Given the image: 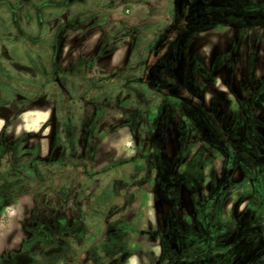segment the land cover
Listing matches in <instances>:
<instances>
[{
    "label": "flooded vegetation",
    "instance_id": "af4514ba",
    "mask_svg": "<svg viewBox=\"0 0 264 264\" xmlns=\"http://www.w3.org/2000/svg\"><path fill=\"white\" fill-rule=\"evenodd\" d=\"M170 1L175 4L176 10L167 16V25L157 31L151 30L154 34L152 39L146 38L142 29L136 31L139 41L134 51L128 41L129 35L124 33L122 27L105 31L108 38L103 44L95 41L87 45L85 42L91 38L90 35L66 64L62 62L60 53L64 45L56 44L51 75L41 79V92H48L45 83H55L60 99L57 111L65 108L66 96L76 98V104L70 111H63L64 114L72 112V117H64L62 123L56 126L63 131L57 139L60 147L57 156L51 161L40 154L31 160L22 159L16 164V174H23V168L29 166L42 175L50 169V165L63 164L64 153L62 159H59V154L65 146H89V155L96 156L97 147L111 141L113 130L121 132L127 126L141 123L142 130H151L154 126L157 131L166 114L176 112L175 108H184L185 119L187 115L192 118L193 109L199 110L208 120L204 126L196 124L201 126L195 128L201 129L202 144L198 147L196 142L199 140L188 136L193 130V123L184 122L181 125V130L186 133L184 138L176 133L174 138L176 128L170 127L164 137L158 130L157 134L151 136V141L147 132L138 138L139 152H144L145 147L149 146L145 158L148 162L146 173L148 177L152 175L151 186L155 190V198L164 199L169 205L168 217L154 228H149L151 241L160 240L162 250L156 252L152 246L150 249L156 254V264H257L256 256L264 260V248L257 250L263 246L256 239L261 234L238 231L255 220L251 217L245 223L246 219L240 216L255 210L257 203L239 204L232 218L230 211L233 203L226 201L224 194L237 182L235 175L246 170L248 164L253 165L256 171L264 169V150L259 154L254 150L257 143L261 144L256 137L262 129V124L257 121L258 112L264 111V0ZM97 11L91 7L79 8L74 20L75 33L86 34L82 31H86L87 25L89 30L97 29ZM86 13L89 14L88 23L82 18ZM183 36L186 44L182 51H178L176 46ZM222 42L227 44L225 52L231 49L238 51L235 58L229 59L231 63L236 64L241 53L247 50L245 65L248 75L238 84V92L233 88V95L229 94L230 90L216 93L210 87L213 79L207 75L216 54H222L221 51L216 52ZM54 46L52 44V49ZM207 49L213 55L211 66L207 65L208 52H203ZM260 51H263V55H260ZM238 65H235L236 70ZM41 71H47V75L49 73L47 66L42 67ZM69 71L73 73L72 87L65 85L64 75ZM196 75H205L197 86L192 84ZM236 102L242 104L244 114L248 113L243 124L238 116L237 120L234 116L242 111ZM147 108L152 111L147 112ZM232 114L234 117L230 121ZM70 126L71 137L67 131ZM218 131L226 136V146L214 141L213 135ZM7 144L21 146L23 143L19 142V138L9 141L0 137V155L5 152ZM46 144L49 155L53 139ZM41 145L42 142L39 143ZM17 149L12 147L14 156ZM25 155L26 152L22 156L18 153L21 158ZM141 156L143 158L145 155ZM108 162L101 169L89 164V177L101 175L110 183L113 179L116 181L114 173H122L121 166L129 160L113 164L110 159ZM13 165V161L11 165L0 164V168H3L0 177L7 176L3 173L13 170ZM80 167L81 174H84L85 169L82 165ZM117 181L128 185V176H119ZM184 193L188 194L193 207L189 225H186L189 234L176 235L181 231L179 226H182L177 224V208ZM134 197L138 198L136 195ZM230 227L233 228L232 232ZM261 243H264V238ZM132 254L139 256L138 251H134L128 253L126 259L129 260Z\"/></svg>",
    "mask_w": 264,
    "mask_h": 264
},
{
    "label": "rangeland",
    "instance_id": "374dc122",
    "mask_svg": "<svg viewBox=\"0 0 264 264\" xmlns=\"http://www.w3.org/2000/svg\"><path fill=\"white\" fill-rule=\"evenodd\" d=\"M78 1L0 0V137L9 141L19 138V142L23 143L21 146L7 144L5 152L0 155L1 165H11L12 161L15 164L11 168L13 170H9L10 173L6 170L3 173L7 176L0 177V264H127V254L134 251H138L139 256L134 257L138 264H156V254L150 249L153 245L151 231L146 225L143 226V219L139 220V224L133 222L136 216L149 213L145 212L144 207L147 205L146 188L152 184V175L147 176L148 162L145 161L149 146L145 147L144 152L140 151L145 155L142 158L140 146L137 145L138 138L147 132L148 140L151 141V136L157 134L158 130L164 137L169 133V127L176 128L174 138L176 134L184 138L186 133L181 130V125L185 122L193 123V130L188 136L199 140L196 142L197 147L202 144L201 129L195 128H201L200 125L196 126L197 123L204 126L208 120L206 115L193 109L192 118L187 115L185 119L184 108H175L176 112L166 114L157 131L154 126L144 131L141 123L127 126L121 132L113 130L110 135L112 144L108 142L107 145L98 146L96 156L89 155V146H65L59 154V159H62L64 153L63 164L50 165V169L42 175L35 173L29 166L23 168V174H16L17 163L22 159L31 160L40 154L51 161L57 156V150L60 149L57 139L63 131L56 126L62 123L64 117H72V112L64 114L63 111H70L76 104V98L66 96L65 108L57 111L60 99L56 84L45 83L48 92H41V79L51 75L56 44L64 45L60 53L62 62L66 64L74 58L79 45L90 35L91 38L85 42L87 45L95 41L103 44L108 38L105 31L122 27L124 33L129 35L128 41L134 51L139 41L136 31L142 29L145 37L152 39L154 34L151 32L166 26L167 16L176 10L170 0H112L111 3H108L109 0ZM90 7L98 10L97 29L89 30L86 24V31H82L86 34L75 33L77 10ZM82 18L85 23L90 20L88 13ZM179 42L176 49L182 51L186 44L184 36ZM52 44L55 45L54 49ZM226 49L225 42L219 44L216 52L221 51L222 54H216L210 72H204L212 77L210 87L216 93L230 90L229 94L233 95V90L238 92V84L248 75L245 65L247 50L241 53L240 60L235 64L229 59L235 58L238 51L233 52L231 49L225 52ZM203 52H208L207 65L211 66L212 53L208 49ZM260 52L263 55V51ZM238 63L240 66L236 70L235 65ZM45 66L49 69L48 75L47 71H41ZM205 75H196L192 84L197 86ZM64 78L65 85L72 87V71L66 73ZM236 103L242 111L239 115L232 114L229 120L238 116L239 122L243 124L248 113L244 114L242 104ZM151 111L147 108V112ZM85 115L88 117V113ZM258 115L257 121L262 124V129L256 137L261 144L257 143L254 150L259 154L264 150V111H259ZM213 119L216 120V117ZM67 131L71 137V126ZM213 136L217 143L227 145L228 140L220 131ZM51 139L53 145L48 155L46 143L51 142ZM12 147H18L15 156L11 153ZM25 152L23 158L18 156V153L22 156ZM110 159L113 164L129 160L121 166L122 173L115 172L113 176L117 180L119 176H128V185L114 179L110 183L101 175L89 177V164L101 169L110 163ZM80 165L85 169L84 174H81ZM247 166L246 170L235 175L237 182L224 194V199L234 205L230 211L232 218L239 204L244 206L256 201L255 210L240 216L246 219L245 223L251 217L255 220L238 231L261 234L256 236L258 244L263 245L257 248L259 251L264 248V243H261L264 238V169L256 171L253 165ZM117 182L119 189L114 194L111 191ZM110 214H113L112 218ZM232 229L230 227L231 232ZM255 261L264 264L263 257L256 256Z\"/></svg>",
    "mask_w": 264,
    "mask_h": 264
},
{
    "label": "crops",
    "instance_id": "0c3cea01",
    "mask_svg": "<svg viewBox=\"0 0 264 264\" xmlns=\"http://www.w3.org/2000/svg\"><path fill=\"white\" fill-rule=\"evenodd\" d=\"M131 176H134L133 174ZM118 182L115 184V188L117 189H112L111 192H114V194L118 193ZM146 194H147V198H146V207L145 208V212H149V213H144V214H140L142 216H136L134 218V224H139V220L143 219V226L146 225L147 228H154V226L157 223H162L167 217H168V212H169V205L168 202L164 199H156L155 198V190L152 188V186L150 185L148 188H146ZM180 204L178 205L177 208V224H181L182 226H179V229L181 231H178L176 233V235H183L185 233V235H188L189 233H187V230L189 229L188 227H186V225H189V221L192 217V211H193V207H192V203L191 200L188 196L187 193H184L181 197V200L179 201ZM110 217H113V214H110ZM141 224V223H140ZM183 240H185V238H183ZM153 250H155L156 252L161 251L162 250V245L160 240H156L155 242H153L152 245ZM137 254H132L129 257V260H127V264H138V262L135 260L134 257H136Z\"/></svg>",
    "mask_w": 264,
    "mask_h": 264
}]
</instances>
